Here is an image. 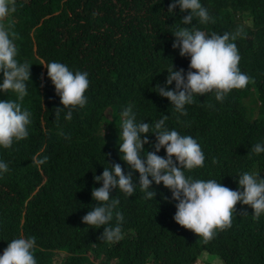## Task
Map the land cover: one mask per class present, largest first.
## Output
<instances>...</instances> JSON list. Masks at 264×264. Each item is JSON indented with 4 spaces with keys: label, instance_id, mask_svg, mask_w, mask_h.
Returning <instances> with one entry per match:
<instances>
[{
    "label": "trees",
    "instance_id": "trees-1",
    "mask_svg": "<svg viewBox=\"0 0 264 264\" xmlns=\"http://www.w3.org/2000/svg\"><path fill=\"white\" fill-rule=\"evenodd\" d=\"M30 1V7L20 2L17 14L8 20L11 36L15 31L22 46L17 60L29 64L30 79L25 82L27 95L22 101L10 90L0 93V99L17 100L22 110L30 112L31 122L27 138L14 141L8 149L0 148V159L9 165L8 172L0 176V254L10 240L24 236L35 238L37 264H196L208 252L227 264H264V214L257 220L250 211L245 215L233 212L230 227L217 229L210 239H204L174 221L177 202L162 183L153 182L151 190L156 195L152 199H146L139 187L131 197L115 189L110 193L119 200L117 207L124 217L118 242L96 240L103 228L82 223L95 204L92 189L101 186L94 176L101 175L108 163H120L125 173L132 171L138 179L139 173L120 159L115 131L120 127L119 114L131 105L137 121L138 116L145 122L161 118L168 99L153 93L151 85L153 80H164L162 75L167 77L172 65L179 70L182 60L190 61L172 46V32L177 25L181 27L188 12L177 7L168 13L172 0H67L65 4L53 0L49 5ZM22 11L27 16L35 11L46 15L42 27L46 35L38 32L33 38L24 19L17 22ZM244 13L253 19L246 21L237 49L239 68L250 78L248 88L237 89L233 101L226 97L218 102L213 95L197 97L195 103L186 105L187 115L176 112L170 124L166 123L196 139L205 154L203 167L185 175L225 182L229 189L237 184L239 174L250 169L244 155L264 141V0H218L213 30L222 33ZM239 29L235 24L231 32ZM60 34L66 36V45H59ZM95 34H100L97 41L88 40ZM133 38L158 61L154 75L125 60L128 39ZM44 60L88 73L87 104L72 112L71 120L64 118L65 110L55 117V108L62 105L48 76L45 83L39 76L37 65ZM110 65L120 78L116 87L110 79L114 72H107ZM124 71L130 76L123 84ZM260 92L262 103L256 96ZM116 106L118 115L110 121L104 111ZM148 136L150 143L144 149L154 151L155 134ZM157 154L166 156L164 149ZM254 158L262 161L264 154H254Z\"/></svg>",
    "mask_w": 264,
    "mask_h": 264
},
{
    "label": "clouds",
    "instance_id": "clouds-1",
    "mask_svg": "<svg viewBox=\"0 0 264 264\" xmlns=\"http://www.w3.org/2000/svg\"><path fill=\"white\" fill-rule=\"evenodd\" d=\"M22 1L27 2L26 6L30 7L31 1L28 0H0V74H2L0 93H7L10 90L16 93L17 100L21 101L27 95L25 82L30 79V66L27 62L21 63L17 60L22 46L17 41L18 35L15 31L11 36L12 26L8 20L13 14H17L16 6ZM42 2L49 5L53 0ZM66 2L67 0H61L62 4ZM216 3L218 0H172L169 5L168 13H174L173 10L177 7L181 12H188L181 20V27L177 25V29L172 32L174 35L172 46L179 49L182 57H189L190 61L182 60L180 62L182 69L179 70H174L172 65L171 70H167V77L163 76L164 74H156L162 75L164 80H153L151 85L153 93L156 92L168 99L160 119L145 122L146 120L138 116L137 121L131 105L121 110L119 131L115 128L120 159L125 162L128 169L138 172L139 177L135 178L132 171L125 173L120 163H108L109 167H104L101 175L94 176L95 182L101 186L92 189L91 195L95 204L82 217V223L95 229L103 228L102 234L96 235V240L109 244L122 238L121 223L124 217L117 207L119 200L116 196L110 197V193L115 189L131 197L139 187L146 199H152L156 195V192L151 190L153 182L156 185L162 183L170 190L172 200L177 202L174 221L204 239H210L217 229L230 227L233 212L245 215L250 211L257 220L264 214V160L256 161L254 158V154H264V141L252 145L251 152L244 155V161L250 165V169L239 174L237 184L229 189L225 182L222 184L215 179H193L185 175L186 171L203 167L205 154L192 136L182 135L184 131L181 130L179 133L167 126L174 119L176 112L187 115L186 105L195 103L197 97L213 95L218 102H223L226 97L232 98L233 101L237 89L248 88L250 78L239 68L240 55L237 47L241 46V39L244 37L242 31L247 28L246 21L253 17L244 13L241 19L238 14L232 22L233 26L239 25L238 33L231 32L232 26L220 34H215L213 23ZM58 13L59 11L54 14ZM127 14L128 12L123 16ZM26 16L27 12L22 11L17 22L23 18L26 27L32 31L30 33L33 38L38 32L46 35L47 31L42 30L46 15L39 16L38 11H35L32 15ZM147 26L151 28V23L147 22ZM97 35L100 36L95 34L88 40L97 41ZM232 39L236 43L232 42ZM67 43L66 36L60 34L59 45ZM127 48L129 53L125 60L131 67L153 75L152 71L159 69L158 61L151 59L134 38L131 42L128 39ZM185 68L189 70L185 72L183 70ZM37 70L39 76L43 77V83L48 76L60 98L62 107L55 108V117L58 118L65 110L64 118L71 120L72 112L86 106V91L89 87L87 72L72 71L66 64L46 60L37 65ZM111 71L115 75L110 79L115 84L113 87H116L120 78L116 69L110 65L107 72ZM124 72L123 84L126 77L128 81L130 76L128 71ZM256 94L257 101L262 103L263 93ZM17 100L0 99L2 149L10 148L14 141L25 139L29 134L27 126L31 122V114L26 109L22 110ZM109 110H116L118 115V108L116 106L104 111L108 120L113 121L117 115L114 119L109 118L107 116ZM148 134H155L156 141L152 145L154 151L144 149L150 143ZM161 149L165 150L166 156L157 154ZM8 170V163L0 159V176ZM35 243L34 237L20 236L10 240L0 254V264H37L33 253ZM202 259L205 260V264H215V261L227 264L225 260L210 252L200 255L196 264H202L204 262ZM114 263L115 261L111 264Z\"/></svg>",
    "mask_w": 264,
    "mask_h": 264
},
{
    "label": "rangeland",
    "instance_id": "rangeland-1",
    "mask_svg": "<svg viewBox=\"0 0 264 264\" xmlns=\"http://www.w3.org/2000/svg\"><path fill=\"white\" fill-rule=\"evenodd\" d=\"M110 111V110H109ZM107 112V116L109 117V118H111V119H114L115 117H116V115H117V112H116V110H112V111H110V112ZM112 121V120H111ZM204 262H202V264H205V260L204 259H202ZM212 263H214V262H212ZM215 264H220L219 263V261H215Z\"/></svg>",
    "mask_w": 264,
    "mask_h": 264
}]
</instances>
